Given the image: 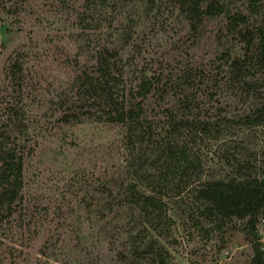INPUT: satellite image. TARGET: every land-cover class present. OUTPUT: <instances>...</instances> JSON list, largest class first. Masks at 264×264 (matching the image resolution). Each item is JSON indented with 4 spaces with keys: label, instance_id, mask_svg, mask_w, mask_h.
Listing matches in <instances>:
<instances>
[{
    "label": "rangeland",
    "instance_id": "1",
    "mask_svg": "<svg viewBox=\"0 0 264 264\" xmlns=\"http://www.w3.org/2000/svg\"><path fill=\"white\" fill-rule=\"evenodd\" d=\"M98 10L95 0H0V120L9 105L19 103L26 127L22 199L13 215L0 214V264H128L132 258L131 237L138 228L131 229L124 209L108 219L99 211L104 188L114 189L123 177L124 130L89 120L63 125L57 107L61 97L68 105L73 101L77 70L90 65L103 45L119 49L127 86L143 73L166 78L192 69L200 75L195 114L221 130L193 145L202 180L230 171L221 158L228 142L256 150L253 167L264 160V127L237 124L252 99L225 84L228 64L222 55L228 49L231 57L241 56L243 44L223 38V19L204 21L197 39L168 0H157L150 13L142 1L115 13ZM14 58L22 64L19 86L6 76ZM175 101L149 97L151 118L166 121L163 109ZM167 202L173 224L165 231L148 230L144 241L163 250L165 264H248L252 251L241 221L213 230V223L196 213L191 192Z\"/></svg>",
    "mask_w": 264,
    "mask_h": 264
},
{
    "label": "trees",
    "instance_id": "2",
    "mask_svg": "<svg viewBox=\"0 0 264 264\" xmlns=\"http://www.w3.org/2000/svg\"><path fill=\"white\" fill-rule=\"evenodd\" d=\"M138 1L150 13L157 0H95V6L100 12L115 13ZM168 1L197 39L205 27L204 21L223 19V38L243 44L241 56L231 57L228 49L222 55L228 64L225 84L240 88L241 94L253 101L237 124L264 127V0ZM236 3L241 6L233 10ZM124 69L119 49L103 45L93 54L90 65L77 70L70 86L73 101L68 105L65 96L61 97L57 107L63 125L89 120L124 130L128 156L123 177L114 189L104 188L106 194L99 202V211L100 218L108 219L124 209L131 229L138 228L131 237L132 258L127 263L141 264L149 259L151 264H165L163 250L155 242L145 244V235L150 229L169 230L173 222L167 214V198L172 201L175 196L191 192L197 203L196 213L213 223V230L232 219L242 222L241 232L252 251L248 264H260L255 223L264 210V160L259 168L253 167L251 160L256 159L258 152H249L241 142H228L221 158L230 171L218 179L202 180V161L193 145L198 138L218 137L221 130L216 122L195 114L199 106L194 85L200 75L192 69L166 78L159 73H143L136 84L127 86ZM6 76L19 86L22 64L17 58L8 63ZM152 95L162 101L168 97L176 100L163 109L166 121L151 118L154 110L149 109L147 101ZM25 130L23 106L9 105L0 120V214L9 217L22 199L26 152L21 137ZM260 153L264 157V148ZM195 222L200 223L196 218Z\"/></svg>",
    "mask_w": 264,
    "mask_h": 264
},
{
    "label": "built area",
    "instance_id": "3",
    "mask_svg": "<svg viewBox=\"0 0 264 264\" xmlns=\"http://www.w3.org/2000/svg\"><path fill=\"white\" fill-rule=\"evenodd\" d=\"M255 242L261 257V263L264 264V210L258 215L255 223Z\"/></svg>",
    "mask_w": 264,
    "mask_h": 264
}]
</instances>
